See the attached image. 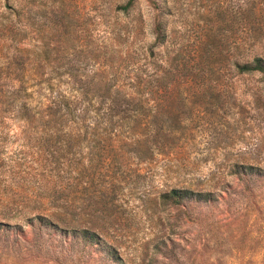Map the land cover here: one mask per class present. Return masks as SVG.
Here are the masks:
<instances>
[{
	"label": "rangeland",
	"instance_id": "rangeland-1",
	"mask_svg": "<svg viewBox=\"0 0 264 264\" xmlns=\"http://www.w3.org/2000/svg\"><path fill=\"white\" fill-rule=\"evenodd\" d=\"M127 1L0 0V264H264V76L234 64L264 55V0ZM41 198L70 229L24 219Z\"/></svg>",
	"mask_w": 264,
	"mask_h": 264
},
{
	"label": "trees",
	"instance_id": "trees-1",
	"mask_svg": "<svg viewBox=\"0 0 264 264\" xmlns=\"http://www.w3.org/2000/svg\"><path fill=\"white\" fill-rule=\"evenodd\" d=\"M136 0H128L125 4L119 5L117 7L118 10H121L125 13H129L132 7L134 6ZM15 12H18L20 10V7L13 8ZM13 24L16 26L17 23L13 22ZM14 26V27H15ZM153 33L155 34V41L154 45H152L155 49V47L163 43L166 38V28L164 24L161 21L155 20L153 22ZM153 47L149 48L150 52L153 53L154 49ZM236 61L234 62L235 68L239 73H261L264 76V55L260 54H253L248 59H243L239 55H236ZM105 88V98L110 100L112 102L111 107H116L118 104L123 102L124 99H130L128 97V94L125 92L124 89L114 87L113 84L106 83L104 85ZM85 94H88L87 90L84 91ZM60 105H56V109L53 112H50V116L55 122L56 126L64 125V117L65 115H69L73 113L72 109L69 110V112H63L61 109H59ZM69 106H73L72 104H69ZM88 111V107L83 108L82 112ZM69 113V114H68ZM51 119V121H52ZM150 126L151 122H150ZM158 134V132L163 131L161 127H156L155 130ZM148 132V131H147ZM139 142V141H138ZM144 142H148V140H144ZM205 195L208 197V200H211L209 198L210 192L205 194L203 191L199 190H193L186 187H175L168 191H165L161 193L160 200L163 201L165 204H169L172 206L180 205L183 203L184 200L196 198L199 200L205 199ZM56 199V200H54ZM207 199V198H206ZM35 202V200H33ZM41 201L45 202L47 204V208L42 210L41 212H28V216H26L24 219L29 221L31 225L35 222V220L39 221L42 226H53V227H64L66 230L70 229L69 227L64 226V222L66 221V218L64 216L65 213L68 212V203L67 201L64 203L59 198H41ZM57 201V202H56ZM63 219V220H62ZM63 222V223H61ZM2 223V222H0ZM65 225H71L69 222H65ZM73 232L79 233L81 235V238L84 242L92 244H103L106 247L107 253L110 256H114L118 259L121 258V255L117 249L116 246H113L112 244L104 241L103 236L96 230L91 229L90 227H83L82 229L73 227ZM64 229V230H65Z\"/></svg>",
	"mask_w": 264,
	"mask_h": 264
}]
</instances>
